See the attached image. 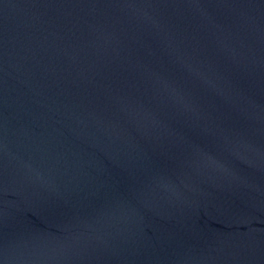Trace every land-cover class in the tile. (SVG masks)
<instances>
[{"label": "water", "instance_id": "obj_1", "mask_svg": "<svg viewBox=\"0 0 264 264\" xmlns=\"http://www.w3.org/2000/svg\"><path fill=\"white\" fill-rule=\"evenodd\" d=\"M0 264H264V0H0Z\"/></svg>", "mask_w": 264, "mask_h": 264}]
</instances>
